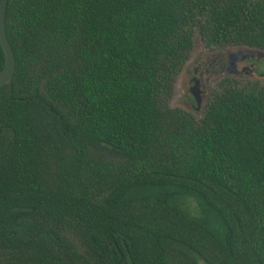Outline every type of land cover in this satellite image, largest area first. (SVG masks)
<instances>
[{"label":"trees","instance_id":"16d2710c","mask_svg":"<svg viewBox=\"0 0 264 264\" xmlns=\"http://www.w3.org/2000/svg\"><path fill=\"white\" fill-rule=\"evenodd\" d=\"M6 29L0 264H264V79L172 105L197 36L264 49V0H8Z\"/></svg>","mask_w":264,"mask_h":264},{"label":"flooded vegetation","instance_id":"af4514ba","mask_svg":"<svg viewBox=\"0 0 264 264\" xmlns=\"http://www.w3.org/2000/svg\"><path fill=\"white\" fill-rule=\"evenodd\" d=\"M205 57L190 69L187 91L183 94V107L201 115L209 96L222 79L231 77L264 78V49L250 47L204 48ZM247 64L239 68V62ZM197 84V87L195 85ZM199 94L201 105L194 95Z\"/></svg>","mask_w":264,"mask_h":264},{"label":"water","instance_id":"95a60500","mask_svg":"<svg viewBox=\"0 0 264 264\" xmlns=\"http://www.w3.org/2000/svg\"><path fill=\"white\" fill-rule=\"evenodd\" d=\"M7 7L8 0H2L0 7V41L6 54V64L5 67L0 71V87L12 82V78L16 69V58L6 29ZM195 87H197V84ZM194 95L198 101V104L201 105L199 94L194 91Z\"/></svg>","mask_w":264,"mask_h":264},{"label":"rangeland","instance_id":"374dc122","mask_svg":"<svg viewBox=\"0 0 264 264\" xmlns=\"http://www.w3.org/2000/svg\"><path fill=\"white\" fill-rule=\"evenodd\" d=\"M195 40H196V42H195L194 53H193L191 59L185 65L182 73L180 74V76L178 78L177 84H176V93H175L174 98L172 99V105L173 106L183 107L182 98H183L184 92L187 91L188 86H189V80H190L189 71L194 66V64L199 61V59H201V58L203 59L206 56L205 53L203 52L205 46H204L200 36H197ZM245 64H247V63L240 61L238 66H239V68H241ZM251 78L264 79L262 77H256L255 75H252Z\"/></svg>","mask_w":264,"mask_h":264}]
</instances>
